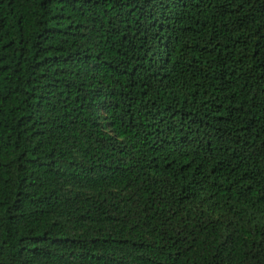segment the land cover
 Returning a JSON list of instances; mask_svg holds the SVG:
<instances>
[{"label": "trees", "instance_id": "obj_1", "mask_svg": "<svg viewBox=\"0 0 264 264\" xmlns=\"http://www.w3.org/2000/svg\"><path fill=\"white\" fill-rule=\"evenodd\" d=\"M0 264H264V0H0Z\"/></svg>", "mask_w": 264, "mask_h": 264}]
</instances>
